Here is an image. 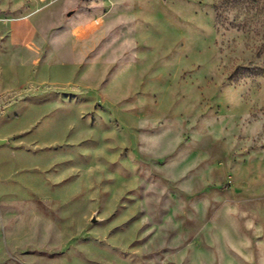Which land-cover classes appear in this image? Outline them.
Masks as SVG:
<instances>
[{"label":"rangeland","instance_id":"1","mask_svg":"<svg viewBox=\"0 0 264 264\" xmlns=\"http://www.w3.org/2000/svg\"><path fill=\"white\" fill-rule=\"evenodd\" d=\"M0 139V264H264V0H0Z\"/></svg>","mask_w":264,"mask_h":264},{"label":"crops","instance_id":"2","mask_svg":"<svg viewBox=\"0 0 264 264\" xmlns=\"http://www.w3.org/2000/svg\"><path fill=\"white\" fill-rule=\"evenodd\" d=\"M39 1L43 2V1H45V0H39ZM18 36H19V37H24V36H26V39H25V40H27V39H29V38L31 37L28 33H21V32L18 33ZM24 38H25V37H24Z\"/></svg>","mask_w":264,"mask_h":264},{"label":"water","instance_id":"3","mask_svg":"<svg viewBox=\"0 0 264 264\" xmlns=\"http://www.w3.org/2000/svg\"><path fill=\"white\" fill-rule=\"evenodd\" d=\"M2 142V140L0 139V143Z\"/></svg>","mask_w":264,"mask_h":264},{"label":"bare ground","instance_id":"4","mask_svg":"<svg viewBox=\"0 0 264 264\" xmlns=\"http://www.w3.org/2000/svg\"><path fill=\"white\" fill-rule=\"evenodd\" d=\"M244 180H245V179H244ZM244 180H243V181H244Z\"/></svg>","mask_w":264,"mask_h":264}]
</instances>
